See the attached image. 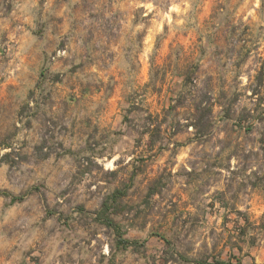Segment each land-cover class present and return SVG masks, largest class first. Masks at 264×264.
<instances>
[{
    "label": "rangeland",
    "instance_id": "rangeland-1",
    "mask_svg": "<svg viewBox=\"0 0 264 264\" xmlns=\"http://www.w3.org/2000/svg\"><path fill=\"white\" fill-rule=\"evenodd\" d=\"M263 63L264 0H0V264H264Z\"/></svg>",
    "mask_w": 264,
    "mask_h": 264
},
{
    "label": "trees",
    "instance_id": "trees-1",
    "mask_svg": "<svg viewBox=\"0 0 264 264\" xmlns=\"http://www.w3.org/2000/svg\"><path fill=\"white\" fill-rule=\"evenodd\" d=\"M261 69H262V70H260V72H259V74H258V76H257L259 80H260V78H261L260 75H261V74H264V73H263V72H264V63H263V65H262ZM0 195H6V196H8L9 193H8V191H6V190H2V191H0ZM21 198H22L21 196H19V197H12L13 200L21 199ZM107 222H112V221H111L110 219H108ZM122 242L125 243V246H126V243H128L129 241L123 239ZM221 262H222V261H221Z\"/></svg>",
    "mask_w": 264,
    "mask_h": 264
}]
</instances>
